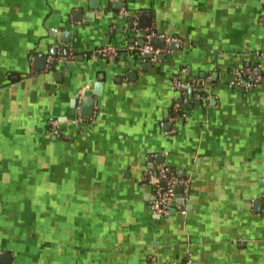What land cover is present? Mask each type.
I'll return each instance as SVG.
<instances>
[{
	"label": "crops",
	"instance_id": "crops-1",
	"mask_svg": "<svg viewBox=\"0 0 264 264\" xmlns=\"http://www.w3.org/2000/svg\"><path fill=\"white\" fill-rule=\"evenodd\" d=\"M142 12L171 54L139 55ZM256 53L264 0H0V264H264V74L227 87ZM182 68L199 94L173 122ZM148 162L190 180L185 214L151 212Z\"/></svg>",
	"mask_w": 264,
	"mask_h": 264
},
{
	"label": "built area",
	"instance_id": "built-area-1",
	"mask_svg": "<svg viewBox=\"0 0 264 264\" xmlns=\"http://www.w3.org/2000/svg\"><path fill=\"white\" fill-rule=\"evenodd\" d=\"M150 37L163 39L165 42V48L161 51H163L164 54L172 53L168 46L170 43L176 42L175 39L164 37L163 35H158L153 32H151L146 38L148 39ZM155 50H152L145 45L144 47L139 48L138 52L141 57H144L145 53L152 51L153 57H155V55H157L154 54L157 52ZM96 53L101 59L112 60L117 55L118 50L113 46H104L101 49H98ZM256 56L257 60L255 62H247L241 66H235L232 68L231 79H229L227 83L228 88H240L245 91H250L261 84L264 74V53H256ZM186 73L187 70L182 68L180 70V75L175 76L172 80V88L177 93V96L172 103L173 122L177 121V119L187 118L185 111V105H187L188 102L186 91L188 88L194 90L196 86L200 85V81L183 82L182 77L186 75ZM78 97L82 98L83 93L81 92ZM87 120L88 119L77 115L73 122L79 129H83L88 123ZM60 124L61 123L58 119L49 120V134L55 138H59L61 135ZM173 132L174 130L171 131V133ZM144 180L145 183L151 187L150 209L153 214L168 217L171 209H179L182 214H185V210L182 206L187 200V192L190 183L189 179L174 176L165 163L151 165V163L148 162L144 170ZM177 189L181 190L180 200L182 206H178L179 208L175 205V202L178 199L175 193Z\"/></svg>",
	"mask_w": 264,
	"mask_h": 264
},
{
	"label": "water",
	"instance_id": "water-1",
	"mask_svg": "<svg viewBox=\"0 0 264 264\" xmlns=\"http://www.w3.org/2000/svg\"><path fill=\"white\" fill-rule=\"evenodd\" d=\"M118 4V3H117ZM120 4V3H119ZM121 6V5H120ZM127 17L129 18V25L128 28L131 31H134L137 35H139V37H141L142 40H140L137 45H136V50H138L139 48L144 47L145 45H147L149 48H151L152 50L155 49H164L165 48V42L163 39L158 38V37H150L147 39V41H145L144 39L151 33L153 32V29L151 28L152 24H151V15L149 13L146 12H142V13H133L130 16L127 15ZM67 40H63V42H66ZM130 42H133V39H131ZM179 47V44L177 42H172L169 45V48L176 50ZM64 56L67 57V51L63 52ZM144 57L146 59H151L153 57V53L152 51L145 53ZM163 57L162 53H159L157 55H155V58L159 59ZM35 64H43L44 63V67L46 66V59L45 57H37L34 60ZM50 65H53V63H49ZM145 65L148 66V63H144ZM72 64H67L66 67L71 68ZM101 83H97L94 86L93 91H85L83 93V99H82V104H81V116L88 118L91 117L93 108H94V98L93 95H99L101 92ZM209 87V84L206 83V88ZM201 91V90H200ZM191 89H188V93L190 94ZM76 100H77V96L74 97V105L76 104ZM165 128H167V130L169 129V125L166 124ZM176 197L178 198L175 202L176 206H182L181 203V190H176ZM175 212L174 209L170 210V214L173 215Z\"/></svg>",
	"mask_w": 264,
	"mask_h": 264
},
{
	"label": "trees",
	"instance_id": "trees-1",
	"mask_svg": "<svg viewBox=\"0 0 264 264\" xmlns=\"http://www.w3.org/2000/svg\"><path fill=\"white\" fill-rule=\"evenodd\" d=\"M194 94H199V92L195 89L192 91V96H194ZM192 96H191L190 100L192 99Z\"/></svg>",
	"mask_w": 264,
	"mask_h": 264
},
{
	"label": "rangeland",
	"instance_id": "rangeland-1",
	"mask_svg": "<svg viewBox=\"0 0 264 264\" xmlns=\"http://www.w3.org/2000/svg\"><path fill=\"white\" fill-rule=\"evenodd\" d=\"M55 212V211H54Z\"/></svg>",
	"mask_w": 264,
	"mask_h": 264
}]
</instances>
